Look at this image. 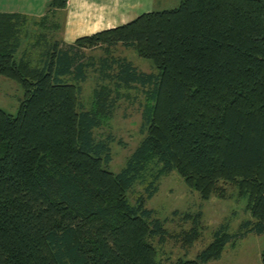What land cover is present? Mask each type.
Wrapping results in <instances>:
<instances>
[{"label": "trees", "instance_id": "obj_1", "mask_svg": "<svg viewBox=\"0 0 264 264\" xmlns=\"http://www.w3.org/2000/svg\"><path fill=\"white\" fill-rule=\"evenodd\" d=\"M65 6L0 11V75L23 91L15 115L0 108V264H202L263 233L264 0H180L72 43L57 33ZM123 104L137 105L142 136L114 172L110 122ZM173 171L202 199L245 197L252 219L172 257L166 245L188 250L202 222L147 206Z\"/></svg>", "mask_w": 264, "mask_h": 264}, {"label": "rangeland", "instance_id": "obj_2", "mask_svg": "<svg viewBox=\"0 0 264 264\" xmlns=\"http://www.w3.org/2000/svg\"><path fill=\"white\" fill-rule=\"evenodd\" d=\"M49 1L45 0L43 5L37 4L34 7H24L25 0H10V3L17 6L21 5V8L26 10H20L23 13L35 14L44 10L43 14H48L46 4ZM179 2L180 0H156L155 9L153 10L171 9L177 7ZM42 15H36L35 17H41ZM121 53L126 54L139 69L144 71L155 70L150 59L139 57L132 50L123 49ZM90 95L89 82L84 87L83 101L88 102ZM22 97L23 91L19 83L0 75V108L11 115H15ZM125 106L126 104L122 105L110 122V130L114 133L115 138L120 140L119 143L113 142L111 144L113 158L110 170L114 172H117L124 165L126 156L132 152L142 136L140 112L136 108L137 105H129L127 108ZM124 114L126 115L124 116ZM138 190L140 189L136 187L135 191L131 193V198L139 193ZM245 202V197L235 195L226 199L217 197L202 199L196 191L188 188L183 179L173 171L160 180L158 191L147 201V206L154 209L155 216L160 219L177 217L176 214H173L175 210L181 213L202 212L201 235L188 250H185L180 244L174 245L171 242L165 247L167 252L170 251L172 257L181 255L194 258L208 244L213 232L218 228L225 227L229 233L240 232L244 229L243 221L252 219L245 208ZM173 225L172 220L167 223L169 228H172ZM235 243L236 245L233 246ZM263 247L264 232H249L241 238L235 239V242L229 241L226 243L218 259L202 264H261Z\"/></svg>", "mask_w": 264, "mask_h": 264}, {"label": "crops", "instance_id": "obj_3", "mask_svg": "<svg viewBox=\"0 0 264 264\" xmlns=\"http://www.w3.org/2000/svg\"><path fill=\"white\" fill-rule=\"evenodd\" d=\"M44 1L25 0L24 7L43 5ZM155 5L156 0H66L61 21L59 20L62 25V28H59V35L65 43H72L78 37L126 23L141 13L155 9ZM21 7L12 5L10 0H0L2 12L25 10ZM43 11L35 14L24 13L39 16ZM235 245L236 243L233 246Z\"/></svg>", "mask_w": 264, "mask_h": 264}]
</instances>
